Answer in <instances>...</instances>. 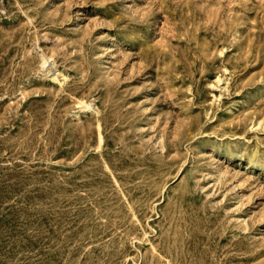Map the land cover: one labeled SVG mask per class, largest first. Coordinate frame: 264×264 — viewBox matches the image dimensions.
<instances>
[{
	"label": "rangeland",
	"instance_id": "1",
	"mask_svg": "<svg viewBox=\"0 0 264 264\" xmlns=\"http://www.w3.org/2000/svg\"><path fill=\"white\" fill-rule=\"evenodd\" d=\"M0 264H264V0H0Z\"/></svg>",
	"mask_w": 264,
	"mask_h": 264
}]
</instances>
